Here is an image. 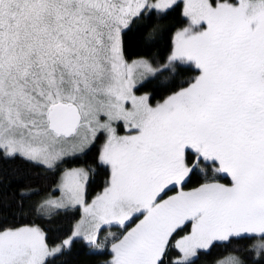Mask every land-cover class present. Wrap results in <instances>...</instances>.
I'll return each instance as SVG.
<instances>
[{"label": "snow or ice", "instance_id": "6c2138e0", "mask_svg": "<svg viewBox=\"0 0 264 264\" xmlns=\"http://www.w3.org/2000/svg\"><path fill=\"white\" fill-rule=\"evenodd\" d=\"M0 161V264H264V0H0Z\"/></svg>", "mask_w": 264, "mask_h": 264}, {"label": "trees", "instance_id": "16d2710c", "mask_svg": "<svg viewBox=\"0 0 264 264\" xmlns=\"http://www.w3.org/2000/svg\"><path fill=\"white\" fill-rule=\"evenodd\" d=\"M11 166H14V165H9L3 161H0V169H8ZM76 251H78V249L74 251V257L76 256ZM228 255H229V251L227 249L217 248L213 250L212 255L208 257L207 260L209 262H212L215 260H224L228 257ZM78 259L80 261V264H89L88 259L84 256H79Z\"/></svg>", "mask_w": 264, "mask_h": 264}, {"label": "rangeland", "instance_id": "374dc122", "mask_svg": "<svg viewBox=\"0 0 264 264\" xmlns=\"http://www.w3.org/2000/svg\"><path fill=\"white\" fill-rule=\"evenodd\" d=\"M227 259V258H226ZM226 259H224V260H226Z\"/></svg>", "mask_w": 264, "mask_h": 264}]
</instances>
